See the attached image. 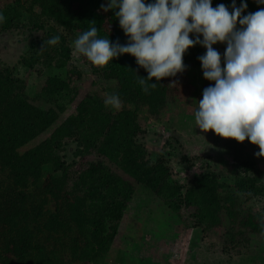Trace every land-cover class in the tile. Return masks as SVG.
<instances>
[{
  "label": "trees",
  "instance_id": "obj_1",
  "mask_svg": "<svg viewBox=\"0 0 264 264\" xmlns=\"http://www.w3.org/2000/svg\"><path fill=\"white\" fill-rule=\"evenodd\" d=\"M245 2V15L264 8L255 0ZM106 3L107 0H0V12L5 16L0 34L20 29L25 15L40 34L19 60L18 68L36 71L41 64L50 73L31 98L26 93V82L15 77L17 65L0 68V235L6 229L4 213L10 209L9 204H21L18 214H8L18 223L8 224L14 226L9 231L12 235L0 239V264L107 261L133 189L139 185L153 192L169 211L180 215L188 211L195 227L205 225L206 235L219 254L256 246L258 237L264 236V217L251 207L257 197L264 196V156L256 155L257 145L247 139L238 142L226 138L237 159L226 175L231 180L227 182L223 179L225 168L215 170L218 166L206 155L191 158L184 141L171 136L169 144L177 157L181 152L182 163L193 168L195 160L202 161L201 170L185 185L172 180L170 160L166 156L154 158L143 142L150 121L173 127L183 115L195 116L203 90L214 84L203 78L202 67L195 62L200 45L187 50L196 47L192 55H184L185 71L159 82L152 78L148 83L157 85L148 93L137 83L148 74L130 54L114 58L104 67L94 66L82 56L101 89L119 94L118 110L105 106L107 95L103 90L96 88L87 94L79 89L83 74L71 63V50L60 30L75 26L80 35L96 25L100 37L109 35L111 42L126 44L128 38L114 12L101 10ZM221 3L231 9L232 0H212L213 7ZM240 3L236 0L237 6ZM57 35L59 42L48 45L47 41ZM190 38H194L192 34ZM62 69L64 78L51 75ZM198 130L204 139L213 137L210 130ZM68 143L73 145L68 151L74 157L70 164L56 153L67 151ZM240 152H247L248 157L242 159ZM44 167L61 175L51 174L43 182ZM29 180H33L40 195L23 198L18 190L28 186ZM40 197L56 200V212L45 210ZM63 213L84 231V245L80 239L64 242L70 238Z\"/></svg>",
  "mask_w": 264,
  "mask_h": 264
},
{
  "label": "clouds",
  "instance_id": "obj_2",
  "mask_svg": "<svg viewBox=\"0 0 264 264\" xmlns=\"http://www.w3.org/2000/svg\"><path fill=\"white\" fill-rule=\"evenodd\" d=\"M247 8L245 0L239 6L232 0L231 9L222 3L213 7L212 0H107L101 10L114 12L127 43L100 37L93 25L75 39L74 51L97 67L130 54L148 74L137 81L148 93L157 85L148 83L152 78L159 82L185 71L184 55L200 45L206 49L198 57L203 78L214 84L198 101L197 128L238 142L247 139L259 147L256 155L264 156V8L245 15ZM59 40L57 35L47 44ZM218 43L226 45L223 55L213 47ZM104 104L119 109V94L107 95Z\"/></svg>",
  "mask_w": 264,
  "mask_h": 264
},
{
  "label": "rangeland",
  "instance_id": "obj_3",
  "mask_svg": "<svg viewBox=\"0 0 264 264\" xmlns=\"http://www.w3.org/2000/svg\"><path fill=\"white\" fill-rule=\"evenodd\" d=\"M9 1L7 0V2ZM19 27L20 29L0 34V68L17 65L19 60L30 51L34 41L40 35L33 29L28 15L21 18ZM60 33L70 47L71 63L83 74V78L78 84L79 89L87 94L93 92L96 88L103 90L98 81H95V78L92 77L90 67L83 61L82 55H78L74 51V41L79 36L76 27L61 29ZM213 47L220 53L226 49L225 44L219 43L213 45ZM195 49L196 47L189 50L188 55H192ZM205 52L206 49L202 47L198 55L195 56V62L200 64L198 57ZM16 69L15 77L26 82V93L31 98L36 96L38 87L50 75L48 70L41 64L36 66V71H30L23 66L18 68V65ZM51 75L64 78L66 73L62 69L51 72ZM103 92L106 95L115 93V91L108 92L107 89ZM62 103L67 104V101L62 100ZM112 110H115V108ZM149 123L148 134L144 136L143 142L154 153V158L166 156L170 160L173 181L187 185L192 179L191 176L197 175L202 167V161L198 160H195L196 163L193 168L185 165L184 162L182 163L180 151H178L177 157V152L171 147L169 140L171 136H179L191 150L189 154L191 158L197 155H206L211 158L213 165L218 166L214 167L215 170L219 172L220 168H225L223 179L231 182L226 175L230 168L234 167V162L237 159L233 147L226 141V138L220 137L210 130L213 137L208 140L207 138L204 139V135L199 132L195 123V116L183 115L173 127L163 122L150 121ZM173 142L177 147V143ZM72 146L71 143H68L67 151L56 152L67 164L74 160L73 155L69 153ZM248 152L253 151L249 149ZM246 153L240 152L242 159L248 157ZM51 172L52 170L49 167L43 168V182L49 179ZM52 175L59 177L61 174ZM32 181L29 180L28 186L19 188L18 191L21 192L23 198L25 195H40L37 187L32 185ZM41 201L42 203L44 201L45 210L51 213L56 212V200L47 197L46 199L41 198ZM9 205L10 209L5 210L7 213H4L6 229L0 235L2 240L12 235L9 231L14 226L10 227L8 224H12L14 221L15 224L18 223L10 215L15 211L18 214L21 209V204L18 202H11ZM251 207L264 217V196L257 197L252 202ZM63 217V221L68 223L70 238L69 240L64 239V242H72L73 239L74 241L80 239L79 243L86 241L81 235V232L84 231H80V226L73 219L71 220L66 213H63ZM195 226V223L189 217L188 211H182L181 215L180 213L171 212L149 189L142 185L135 186L131 203L119 225V232L108 255V260L100 264H264V236L258 237L256 246L250 248L240 247L227 254H219L206 235V226Z\"/></svg>",
  "mask_w": 264,
  "mask_h": 264
}]
</instances>
